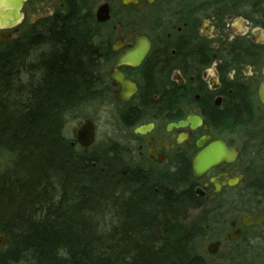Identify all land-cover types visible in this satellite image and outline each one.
Segmentation results:
<instances>
[{"label":"flooded vegetation","instance_id":"flooded-vegetation-1","mask_svg":"<svg viewBox=\"0 0 264 264\" xmlns=\"http://www.w3.org/2000/svg\"><path fill=\"white\" fill-rule=\"evenodd\" d=\"M69 6L94 12L87 32L104 38L122 167L186 171L202 264H264V0H25L0 40L57 26ZM112 72L136 90L125 102ZM193 167H205L197 179Z\"/></svg>","mask_w":264,"mask_h":264},{"label":"trees","instance_id":"trees-1","mask_svg":"<svg viewBox=\"0 0 264 264\" xmlns=\"http://www.w3.org/2000/svg\"><path fill=\"white\" fill-rule=\"evenodd\" d=\"M83 12L0 41V264H202L185 170L122 167L119 150L79 155L65 137L68 117L109 100Z\"/></svg>","mask_w":264,"mask_h":264},{"label":"rangeland","instance_id":"rangeland-1","mask_svg":"<svg viewBox=\"0 0 264 264\" xmlns=\"http://www.w3.org/2000/svg\"><path fill=\"white\" fill-rule=\"evenodd\" d=\"M3 1V0H2ZM255 3L262 2L263 0H250ZM94 12L84 11L83 15L92 16ZM102 33V29L99 30ZM31 32H28L27 28H18L17 33L13 34L8 42H13L19 39L21 36H29ZM96 39L93 42V45L97 47H104V38L96 35ZM1 41V40H0ZM31 55H36L47 51V46L35 47L32 50ZM32 60V59H31ZM100 67V66H99ZM105 66L101 65L99 73L104 77ZM108 101V100H107ZM107 101H95L89 103L82 107L76 114L70 116L66 120L65 126V137L71 142L74 141L75 131L82 125L86 120H90L95 125V142L93 146L87 150H83L77 145L75 148L79 155H93L94 153H99V150H106L109 148L118 149L120 144L119 135L122 132L121 126L119 125L118 119V108L112 102ZM8 165V156L0 155V173L7 168ZM136 168V167H132ZM160 171V170H157ZM164 172V171H161ZM1 235V234H0ZM199 241H197V248L199 251Z\"/></svg>","mask_w":264,"mask_h":264},{"label":"water","instance_id":"water-1","mask_svg":"<svg viewBox=\"0 0 264 264\" xmlns=\"http://www.w3.org/2000/svg\"><path fill=\"white\" fill-rule=\"evenodd\" d=\"M25 0H0V31L11 30L15 28L21 21V8L22 3ZM105 11L99 12L98 17L100 21L107 20L108 17L105 16ZM102 17H100V16ZM146 50L143 48H138L133 51L131 57H128V61L137 65ZM125 61H119V65ZM110 78L120 86L121 91L116 94L119 102H125L128 100L129 96L136 92L134 86L130 84L123 75L119 73L112 72ZM126 91V92H125ZM178 127H183V124H179ZM75 143L81 147L83 150L89 149L95 140V127L90 120H86L74 133ZM205 170V167H193V176L198 178ZM5 242V238L0 235V246Z\"/></svg>","mask_w":264,"mask_h":264},{"label":"bare ground","instance_id":"bare-ground-1","mask_svg":"<svg viewBox=\"0 0 264 264\" xmlns=\"http://www.w3.org/2000/svg\"><path fill=\"white\" fill-rule=\"evenodd\" d=\"M120 91H121V89H120ZM120 91H119V92H120ZM119 92H118V93H119ZM1 236H2V235H1ZM3 237H4V236H3Z\"/></svg>","mask_w":264,"mask_h":264}]
</instances>
